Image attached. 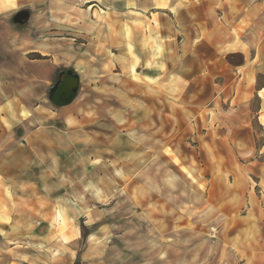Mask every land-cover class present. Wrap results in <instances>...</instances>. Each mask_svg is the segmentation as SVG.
<instances>
[{
  "label": "rangeland",
  "instance_id": "rangeland-1",
  "mask_svg": "<svg viewBox=\"0 0 264 264\" xmlns=\"http://www.w3.org/2000/svg\"><path fill=\"white\" fill-rule=\"evenodd\" d=\"M132 2L0 0V72L17 69L27 57L55 60L80 77L71 105L58 109L49 100L58 79L53 75L29 103L38 106L36 113L24 114L30 117L25 201L54 232L45 238L43 264H264V219L245 230L239 224L249 205H240L212 239L209 230L184 224L166 208L162 192L181 174L198 189L217 187L237 205L227 186L242 179L254 187L264 212V186H257L264 174L260 98L246 104L250 113L236 112L251 120L250 133L236 134H250L252 151L214 126L225 118L212 110L215 96L231 91L237 75H163V34L154 37ZM22 11L29 19L17 25ZM2 81L15 90L36 86L30 79ZM263 84L259 75L256 90ZM261 97L264 103V92ZM79 228L73 256L68 234Z\"/></svg>",
  "mask_w": 264,
  "mask_h": 264
},
{
  "label": "crops",
  "instance_id": "crops-1",
  "mask_svg": "<svg viewBox=\"0 0 264 264\" xmlns=\"http://www.w3.org/2000/svg\"><path fill=\"white\" fill-rule=\"evenodd\" d=\"M132 3L136 6L133 13L146 15L151 22L154 37L163 34V60L158 62L165 65L163 75H237L231 91L225 95L217 93L215 96L212 110L216 116L219 114L225 118L217 117L214 126L227 128L228 141L251 147L253 151L250 134H236L237 130L250 133L251 120L236 118V112H251L246 104L252 97L258 96L261 103L256 115L264 126L261 121L264 112L261 97L264 84L258 90L255 88L258 76H264V2L133 0ZM55 49L53 53L57 55ZM173 49L178 51L174 53ZM72 54L76 56L75 50ZM28 69L35 72H29ZM61 72V65L55 60L29 61L27 57L21 59L17 69L4 68L0 72V264H43V249L47 247L44 245L45 238L54 234L52 223L45 226L42 218L28 212L25 201L28 189L21 177L25 173L30 145L29 140H26L30 117L24 114L36 113L38 106L31 104V107L29 103L38 100L40 94L37 86L44 88L45 81L50 82L53 75L59 78ZM7 78L16 81L30 79L36 86L32 84L31 87L10 89V83L9 86H3L2 79ZM225 101L229 104L224 105ZM243 105L246 106L241 109ZM243 116L246 117V114ZM33 131L30 130L29 136ZM165 166L166 162V169ZM259 166L262 168L264 163H259ZM166 171L165 175L168 173ZM171 179V184L165 183L163 186L165 207L173 211L184 224L190 223L197 228L209 230L211 233L206 234L209 238H215L217 231L221 233L224 225L232 222V217L242 204L249 205V213L242 215V221L239 222L243 224L242 230L246 229V224L252 225L253 219L257 224L264 219L259 196L247 181L242 182L240 179V186L234 185V181L227 186L230 197L233 194L239 201L236 205L232 203L233 199L220 193L217 187L210 185L205 190L198 189L181 174L171 176ZM257 186H264V174L259 176ZM82 235L81 228L68 234L69 238H73L67 244L73 256L76 252L72 245Z\"/></svg>",
  "mask_w": 264,
  "mask_h": 264
},
{
  "label": "water",
  "instance_id": "water-1",
  "mask_svg": "<svg viewBox=\"0 0 264 264\" xmlns=\"http://www.w3.org/2000/svg\"><path fill=\"white\" fill-rule=\"evenodd\" d=\"M29 13L22 11L14 19L15 24L22 25L29 19ZM80 77L72 70H63L56 84L50 89L49 100L57 108L71 105L78 96Z\"/></svg>",
  "mask_w": 264,
  "mask_h": 264
},
{
  "label": "bare ground",
  "instance_id": "bare-ground-1",
  "mask_svg": "<svg viewBox=\"0 0 264 264\" xmlns=\"http://www.w3.org/2000/svg\"><path fill=\"white\" fill-rule=\"evenodd\" d=\"M59 217L61 218V217H62V215L60 214V215H59Z\"/></svg>",
  "mask_w": 264,
  "mask_h": 264
},
{
  "label": "built area",
  "instance_id": "built-area-1",
  "mask_svg": "<svg viewBox=\"0 0 264 264\" xmlns=\"http://www.w3.org/2000/svg\"><path fill=\"white\" fill-rule=\"evenodd\" d=\"M262 2H264V0H261Z\"/></svg>",
  "mask_w": 264,
  "mask_h": 264
}]
</instances>
